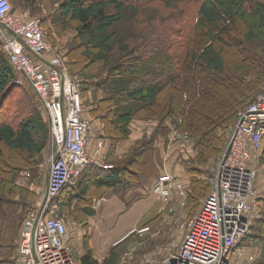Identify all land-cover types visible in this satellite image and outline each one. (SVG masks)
<instances>
[{"label":"trees","instance_id":"trees-1","mask_svg":"<svg viewBox=\"0 0 264 264\" xmlns=\"http://www.w3.org/2000/svg\"><path fill=\"white\" fill-rule=\"evenodd\" d=\"M43 1L19 0L18 5L20 11L34 17L40 15ZM46 1L57 3L51 20L54 29L75 31L76 44L67 55L70 67L83 76L79 90L85 114L114 142L110 153L117 142L132 134L140 117L160 122L168 117L184 119L179 128L187 133L196 151L195 169L188 172L192 176L189 202L196 208L211 189L198 177L201 167L218 161L224 134L264 85V0H194L191 11L184 6L193 0ZM168 10L167 18L163 11ZM12 12L20 13L13 8ZM41 28L45 33L42 23ZM102 74L104 78L93 83ZM14 81L15 73L0 51V114ZM92 83L91 89L84 86ZM89 93L91 101L86 104ZM85 104L90 110H85ZM159 130L162 135L168 133L160 128L151 139L139 136L121 158L106 161L112 170L94 166L83 170L56 201L61 216L84 225L94 199L105 194L121 197L138 186L141 160L151 150ZM47 139V125L39 113L16 127L0 121V263L11 261L5 259L9 256L5 248H14L32 196L15 184L10 168L15 165L18 174L20 167L30 169ZM8 152L11 158L6 157ZM258 161L264 168V146ZM260 216L249 238L264 242V209ZM84 246L79 264H100L88 236ZM109 263L110 259L103 264ZM258 264H264V254Z\"/></svg>","mask_w":264,"mask_h":264},{"label":"built area","instance_id":"built-area-1","mask_svg":"<svg viewBox=\"0 0 264 264\" xmlns=\"http://www.w3.org/2000/svg\"><path fill=\"white\" fill-rule=\"evenodd\" d=\"M0 51L43 107L51 151L45 191L23 219L15 257L0 264H76L56 201L87 167L106 171L113 167L104 163L103 140L95 141L93 155L87 153L94 123L84 115L79 83L69 77L60 55L46 40L40 20L13 13L8 0H0ZM144 129L149 133L148 126ZM263 144L264 92L237 113L215 164L211 189L187 223L185 234L179 242L168 244L162 259L152 264L253 262L242 241L251 236L260 217L254 182ZM152 190L168 203L175 194L183 196L185 189L184 183L165 173ZM143 231L131 234L143 235Z\"/></svg>","mask_w":264,"mask_h":264},{"label":"rangeland","instance_id":"rangeland-1","mask_svg":"<svg viewBox=\"0 0 264 264\" xmlns=\"http://www.w3.org/2000/svg\"><path fill=\"white\" fill-rule=\"evenodd\" d=\"M8 1L11 7L19 12V0ZM41 5L42 10L38 16L33 17L30 15V18L28 15H19L24 19L40 20L43 30L47 34L44 33L46 40L60 55L69 77L73 81L78 82L80 87H82L83 76L80 72L76 73L71 69L70 61L67 56L69 49L76 44L75 31L72 28H68L65 31L54 29L51 20L54 16L52 13L55 8H57V3L50 4L45 0ZM194 6L195 3L193 0L190 4L184 7L186 10L191 11ZM157 9L160 10L161 6H157ZM163 13V16L167 18L170 15L169 10L163 11ZM104 74L95 77L93 83H97L99 80L103 79ZM93 83L90 85L85 84L84 86L91 89L94 87ZM14 85L15 87L9 93V98L4 104V108L0 114V121L6 120L16 127L21 120L28 118L34 113H39L48 129L46 146L43 152L35 158L34 165H32L30 169L25 170L20 167L19 174L18 172H14L18 169H13L16 167L15 165H12L13 167L10 168L12 171L10 173L15 177V184L22 189H28L32 195L27 201V208L25 210L27 214L32 205L40 199L47 185V173L51 153L49 148V124L45 111L39 100L20 75L15 74ZM262 92H264V85L261 86V90L255 94L252 101ZM186 97L185 94L184 99ZM88 102H90L89 97L85 103L89 104ZM88 107L89 106L87 105L86 108ZM183 123V118L175 121L169 117L166 118L164 122H160L154 118L144 119L143 117H140L138 121L134 123L139 128L141 135L146 139H151L155 132L160 128L168 130V133H165V135H162L159 130V134L151 144V150L146 152L143 157L144 159L142 158L141 160L143 173L139 188H143L144 190V226H139L141 228H136V231H140L139 229L144 228L143 235H139V233L136 232L133 234L127 233L126 235L129 222H131L133 217L131 213L136 210L138 211V208H135L137 207V204L134 207H129V205H127L129 202V196L124 195L117 197L120 202L119 207L113 209L111 213H96V218L90 219L89 224L85 223L84 225H79L75 222L74 218L66 221L69 247L76 264H79V260L85 252V236L89 237V247L91 248L94 258L100 264H103L106 260L108 261V259H110L109 264L157 263L164 256L163 249L168 244L172 243V241L179 242L181 240L182 236L185 234L187 223L205 199L204 197L200 200V202L197 203L196 208H193V204L189 202L190 180L192 176H189L188 172L195 169L193 161L196 158V151L194 150L193 144L187 133H185L181 127L179 128ZM145 126L150 128V131L148 130L149 133L145 132ZM228 130L224 134L225 141ZM8 153H6V157L11 158L12 154ZM20 157L23 158V156ZM30 161L28 160L26 163L29 164ZM258 162L257 159L255 166L258 170V177L254 182V190L261 213L264 209V204L262 202V199H264V168H262ZM215 164L216 159L211 160L206 166L201 167L200 169V175L198 177L208 183V185H211L213 172H215ZM165 173L184 183L185 189L183 196L175 194L168 203H165L161 198L157 197L152 190L154 179L155 181L158 180L161 175ZM20 179H24L25 184L19 185L18 181ZM28 181H30V184ZM135 213L136 212L133 214ZM18 236L19 233L13 243V250L5 248V251L9 253V256H6L5 258L6 260H12L15 257ZM242 246L245 248L246 252L254 256V264H258L262 260L264 254V242L256 240L255 238L252 240L247 238L242 241ZM125 255H127V257H124ZM1 259H4V257ZM235 264L250 263L236 262Z\"/></svg>","mask_w":264,"mask_h":264},{"label":"crops","instance_id":"crops-1","mask_svg":"<svg viewBox=\"0 0 264 264\" xmlns=\"http://www.w3.org/2000/svg\"><path fill=\"white\" fill-rule=\"evenodd\" d=\"M19 12H22L19 10ZM18 14H24V15H28V17H30V14L28 12H23V13H18ZM25 17V16H24ZM88 97H90V94H88ZM91 101V98H89ZM86 105V104H85ZM89 106V105H88ZM87 107V105H86ZM86 110H90L89 107L86 108ZM84 115L86 117L90 118L88 115L85 114ZM92 122L94 123V130L90 135V143H89V147L87 149V153L89 155H93V151L95 148V141H97L98 139L103 140L104 146L103 149L101 151V154L104 156L105 161L104 163L111 165V163H107L106 161H110L114 158H121L124 154H126L130 149H132L133 145L135 144L136 140L138 139L139 136H142L140 133L139 128L134 124L132 127V134L125 140H122L120 142H117L115 144V151L114 153H110V147L112 146V144L114 143L112 140L105 138L101 132H100V126L99 123L95 120L92 119ZM137 127V128H136ZM144 157V156H143ZM144 159V158H143ZM142 164L140 163V174L142 176ZM156 178V177H155ZM141 180V178H140ZM155 181V179H154ZM153 181V183H154ZM19 185H23L25 184V180L24 179H20L18 181ZM125 196H129L128 198V204L129 207H134L136 204L138 208V211H133L131 213L132 220L131 222H129L128 225V230L126 232L127 233H131V231L136 230V228H141L144 226V190L143 188H139V185L132 188ZM119 198L114 197L111 194H105L103 196H101L100 198H96L93 200L92 203V213L88 216L87 220L85 223L89 224L90 219L92 218H96V213H111V211L117 207H119L120 202L118 201ZM95 201H99V205H95ZM134 212H136L135 214H133ZM95 216V217H94ZM66 221V219H65ZM68 221V220H67ZM141 226V227H139ZM140 231L144 230L143 229H139ZM125 235V234H124Z\"/></svg>","mask_w":264,"mask_h":264}]
</instances>
